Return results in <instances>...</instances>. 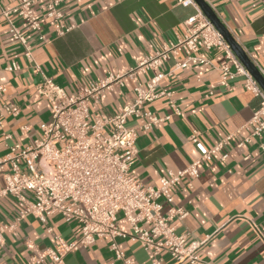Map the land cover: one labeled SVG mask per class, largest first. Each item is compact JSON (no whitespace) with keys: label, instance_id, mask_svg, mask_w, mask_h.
<instances>
[{"label":"crops","instance_id":"1","mask_svg":"<svg viewBox=\"0 0 264 264\" xmlns=\"http://www.w3.org/2000/svg\"><path fill=\"white\" fill-rule=\"evenodd\" d=\"M14 1L0 0V12ZM207 1L264 75V4L260 0ZM61 9L66 23L73 29L57 37L45 15L44 3L35 5L36 14L43 22L44 42L38 41L25 23L15 18L35 47L34 60L41 68L40 73L34 71V62L25 57L24 47L11 37L7 21L0 16V83L7 88L0 107L19 108L17 115L2 118L0 159L9 151L10 144L31 145L40 136L41 125L51 121L52 104L36 90L44 77L52 78L72 95L79 87L110 73L133 71L143 56L182 36L188 19L197 13V7L185 6L178 0H65ZM199 55L216 65L224 62L223 54L217 50ZM184 59V54L173 56L157 70L138 71L126 78L121 92L107 91L91 102L90 112L108 116L119 113L133 99L138 83L145 84L158 73L168 74ZM12 62H17L21 69L6 70ZM219 80V72L211 66L192 64L161 81V86L181 106L182 114L173 115L166 97L143 105V111L172 117L139 132V153L131 172L146 185L158 186L160 177L168 171L185 169L200 158V151L190 141L194 131L201 132L200 140L206 147L231 136L224 150L228 153L225 161L215 157L213 162H203L198 178L186 177L173 189L175 205L189 212L185 219L178 220L177 233L186 235L188 242H204L199 255L206 261L264 264V151L258 146L260 138L252 145L237 146L248 134L243 127L259 107L260 99L243 87V77L234 79L229 89L220 86ZM144 122L143 118L131 117L128 125L139 128ZM5 133L12 138L5 140ZM4 186L0 172V189ZM19 211L15 197H0V225L14 220ZM119 225L131 232L122 215ZM50 228L67 241L80 234L78 223L66 222L60 215L48 216L46 222L29 215L5 234L0 264H33L38 252L54 243ZM119 244L131 264H153V254L140 241L120 238ZM161 260L162 264H175L166 253L161 255ZM65 261L66 264H125L116 258L105 239L68 254Z\"/></svg>","mask_w":264,"mask_h":264},{"label":"built area","instance_id":"2","mask_svg":"<svg viewBox=\"0 0 264 264\" xmlns=\"http://www.w3.org/2000/svg\"><path fill=\"white\" fill-rule=\"evenodd\" d=\"M40 1L44 3L45 15L57 37L73 29L66 23L61 9L65 0H15L0 12L8 23L11 37L24 47L28 61L34 62L36 73H40L41 68L34 60L35 47L17 26L15 18L23 21L38 41H46L43 22L35 11V5ZM260 1L264 4V0ZM178 2L197 7V13L187 21L185 33L166 43L161 50L143 56L133 71L110 73L99 81L79 87L72 95L52 78L44 77L37 85V92L52 104V119L41 125V134L31 145L10 144L9 151L0 159V172L5 180L0 197L11 195L20 206L14 220L0 225V248L4 245L5 234L13 231L23 218L34 215L46 222L48 216L60 215L66 222L78 223L80 234L67 241L50 228L54 243L39 251L33 264H66L68 254L88 248L100 239L109 241L117 259L131 264L120 247V238L140 241L144 249L153 254V264H162L163 253L169 254L175 264H215L200 257L204 242H188L186 235L177 233L178 220L185 219L189 212L175 205L173 189L186 177L198 178L203 162H213L215 157L225 161L228 153L224 150L231 136L206 147L200 140L201 132L194 131L190 141L200 151V158L185 169L168 171L166 176L160 177L158 186H149L131 172L139 153V132L150 130L152 126L171 119L172 115L161 117L143 111L142 107L166 97L173 115L180 116L181 106L170 91L161 86V81L192 64L216 69L220 74L219 85L227 89L232 87L234 79L243 77V87L259 98L260 104L243 127L248 131L247 136L237 146L252 145L256 138H260L258 146L264 151V90L196 2ZM211 50L221 52L224 62L216 65L199 55ZM181 54L185 59L177 62L168 74L158 73L147 83H138L134 87L133 99L119 113L108 116L90 112L91 102L107 91L121 92L126 78L133 77L138 71L157 70L165 61ZM20 69L17 62L6 66L11 72ZM6 91L7 88L0 83V99ZM18 113L19 108L2 105L0 127H3L5 115ZM131 117L143 118L145 122L139 128L130 127L128 120ZM3 136L5 140L12 138L8 133ZM188 185L192 187V182ZM120 215L129 224L131 232L120 227Z\"/></svg>","mask_w":264,"mask_h":264},{"label":"water","instance_id":"3","mask_svg":"<svg viewBox=\"0 0 264 264\" xmlns=\"http://www.w3.org/2000/svg\"><path fill=\"white\" fill-rule=\"evenodd\" d=\"M196 4L201 8L203 13L211 20L214 26L220 31L226 41L229 43L236 56L241 60L243 65L249 70L254 78L259 82L264 90V75L260 68L250 58L246 50L238 42L236 37L230 31L228 26L222 21L219 15L215 12L213 7L208 3L207 0H194Z\"/></svg>","mask_w":264,"mask_h":264}]
</instances>
